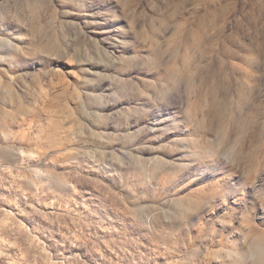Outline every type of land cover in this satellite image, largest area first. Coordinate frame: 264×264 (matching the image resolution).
Segmentation results:
<instances>
[{"label": "rangeland", "instance_id": "374dc122", "mask_svg": "<svg viewBox=\"0 0 264 264\" xmlns=\"http://www.w3.org/2000/svg\"><path fill=\"white\" fill-rule=\"evenodd\" d=\"M0 264H264V0H0Z\"/></svg>", "mask_w": 264, "mask_h": 264}]
</instances>
